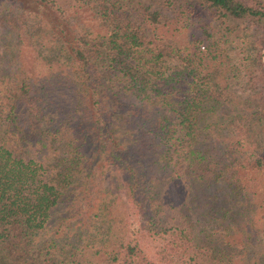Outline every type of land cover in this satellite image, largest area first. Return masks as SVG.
Wrapping results in <instances>:
<instances>
[{
    "label": "trees",
    "instance_id": "trees-1",
    "mask_svg": "<svg viewBox=\"0 0 264 264\" xmlns=\"http://www.w3.org/2000/svg\"><path fill=\"white\" fill-rule=\"evenodd\" d=\"M5 1L0 264H264V0Z\"/></svg>",
    "mask_w": 264,
    "mask_h": 264
},
{
    "label": "rangeland",
    "instance_id": "rangeland-1",
    "mask_svg": "<svg viewBox=\"0 0 264 264\" xmlns=\"http://www.w3.org/2000/svg\"><path fill=\"white\" fill-rule=\"evenodd\" d=\"M18 2H21L22 5L26 6V4L24 3V0H18ZM19 13H20V9H17L13 4H9L5 0H0V35L1 36L3 34H5L7 32V28H9L8 22L5 20L6 17L7 16L16 17ZM7 41H8V38H5V37L1 38L0 39V44L4 42V46H5V43ZM20 41L22 42L21 49H22L23 52H25L26 54H29L31 51L33 52V50L31 48L26 46V44H28L26 36H23ZM8 71H9L8 70V66L5 64L4 59H3L2 61H0V78H1V76L4 77V78H9L8 75H10V74H8ZM234 77H237V75L229 76V81L231 83H232V80H233ZM56 90L65 91L62 88H58ZM246 118L248 119L247 115H246ZM248 123H251V121H249V119H248V121H246V125ZM261 137H258L257 141H254L253 137L247 138L246 141H248V142H252L253 141V142L258 143V142H260L262 140ZM248 142H247V148H246L245 153L243 154V156H247V162L251 163L253 161V159L255 158L256 153L253 156H250V155L254 154V151L258 150V148H256L255 145H249L248 146ZM238 172H239V178L240 179H242V177H245L247 182H249L248 184L250 185V189L251 190H255L257 188L256 186H257V184L260 183L261 177H262L259 172H256L255 170H252L250 168V166H246L244 169H241ZM84 204H85L84 201H81L79 203V209L81 210L82 213L85 212L86 215H89L87 213L94 212V209L96 207L95 202L92 205H90V206H86ZM192 208H193V206H192ZM118 210H119V208H117V207H115V208L113 207L112 208V212H114L115 214L124 213V211L122 209H121L120 212H117ZM134 221H136V217L134 219V215L131 214L130 217L128 218V220H127V224H129V227H132ZM240 258L241 259H245L246 258L245 251L243 253H241V257H234V259L230 262V264H241L243 260H241Z\"/></svg>",
    "mask_w": 264,
    "mask_h": 264
}]
</instances>
